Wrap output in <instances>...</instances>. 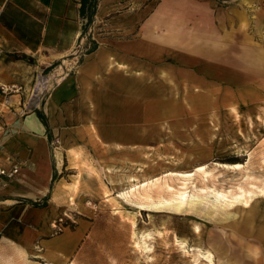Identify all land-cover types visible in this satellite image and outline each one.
I'll return each mask as SVG.
<instances>
[{"label":"crops","instance_id":"1","mask_svg":"<svg viewBox=\"0 0 264 264\" xmlns=\"http://www.w3.org/2000/svg\"><path fill=\"white\" fill-rule=\"evenodd\" d=\"M112 2L99 0L95 15ZM80 5L0 0V83L23 87L0 92V162L19 169L0 178V264H65L74 241L67 245L52 227L92 167L140 161L133 158L147 145V83L178 84L185 71L186 84L211 85L215 112L227 119L264 114V0H161L148 15L185 16V49L173 41L170 51L174 61L184 57L181 71L162 67L156 31L150 39L143 30L133 40L96 41L88 50Z\"/></svg>","mask_w":264,"mask_h":264},{"label":"rangeland","instance_id":"2","mask_svg":"<svg viewBox=\"0 0 264 264\" xmlns=\"http://www.w3.org/2000/svg\"><path fill=\"white\" fill-rule=\"evenodd\" d=\"M160 1L113 0L85 20L87 49L156 31L158 48L169 53L158 58L162 67L184 70V57L174 61L170 51L173 41L185 49V16L148 15ZM185 73L178 84L147 83V145L133 158L139 162L112 171L98 163L75 181L76 196L51 233L74 241L65 264H264V114L252 122L241 114L227 119L215 112L211 85L186 84ZM235 162L240 166H230ZM134 183L141 185L127 192ZM237 195L247 203L231 201Z\"/></svg>","mask_w":264,"mask_h":264},{"label":"built area","instance_id":"3","mask_svg":"<svg viewBox=\"0 0 264 264\" xmlns=\"http://www.w3.org/2000/svg\"><path fill=\"white\" fill-rule=\"evenodd\" d=\"M23 90L22 85L17 83H10V84H2L0 83V92L9 95L12 92H19ZM34 91V89H33ZM3 130V123L0 115V134ZM18 165L6 166L2 162H0V178L4 180L12 179L18 173Z\"/></svg>","mask_w":264,"mask_h":264},{"label":"trees","instance_id":"4","mask_svg":"<svg viewBox=\"0 0 264 264\" xmlns=\"http://www.w3.org/2000/svg\"><path fill=\"white\" fill-rule=\"evenodd\" d=\"M80 2H81L80 13L86 19V24H88L92 21L93 16L95 14L97 0H80ZM84 28L85 25L83 26V29ZM22 56L24 57L25 55ZM37 115L40 118V120L43 122V124H45V126L47 127L45 117L40 112H37ZM32 204L35 206H40V205H44L45 201L42 204L39 202H32Z\"/></svg>","mask_w":264,"mask_h":264},{"label":"bare ground","instance_id":"5","mask_svg":"<svg viewBox=\"0 0 264 264\" xmlns=\"http://www.w3.org/2000/svg\"><path fill=\"white\" fill-rule=\"evenodd\" d=\"M238 153H239V151H238ZM62 158V157H61ZM62 161V160H61ZM58 164H59V162H57ZM230 166H233V167H238V166H240V162H235V163H231L230 164ZM201 166H199V167H197V168H200ZM107 168H109V166H107ZM183 175H187L186 173L185 174H183ZM135 184H137V183H134V185ZM142 185H144V184H146V182H143V183H141ZM141 184H139V185H141ZM133 185V184H132ZM138 184L137 185H135L133 188H130L127 192H129V191H131V190H133L134 188H136V187H138L139 186ZM231 201H233V202H235V201H238V202H240V201H243L244 203H247V200H245V199H243V197L241 196V195H237V196H234V198H233V200H231ZM183 202H184V197H183V194L182 193H179L178 195H177V197H176V201H175V204L177 205V206H180V205H182L183 204ZM247 205V204H246ZM257 205V204H256ZM253 207V206H252ZM254 208L256 209V207L254 206ZM239 209V208H238ZM247 209V208H246ZM246 212V211H245ZM198 230V229H197ZM196 231V230H195ZM196 232H198V231H196ZM141 246L143 247V249H146V248H149L150 246H149V244H147V242L145 241V240H143L142 241V243H141ZM210 251V250H209ZM208 254V253H207ZM206 256V255H205ZM209 256H211V255H209ZM204 257V256H203ZM211 258V257H210ZM209 260V259H208ZM210 264H213V262L210 260Z\"/></svg>","mask_w":264,"mask_h":264},{"label":"water","instance_id":"6","mask_svg":"<svg viewBox=\"0 0 264 264\" xmlns=\"http://www.w3.org/2000/svg\"><path fill=\"white\" fill-rule=\"evenodd\" d=\"M61 153L58 151V160H60Z\"/></svg>","mask_w":264,"mask_h":264}]
</instances>
